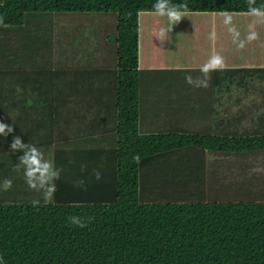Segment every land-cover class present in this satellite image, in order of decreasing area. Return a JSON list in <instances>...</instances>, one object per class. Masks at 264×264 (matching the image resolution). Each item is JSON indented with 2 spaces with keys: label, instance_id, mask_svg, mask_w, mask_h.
Here are the masks:
<instances>
[{
  "label": "trees",
  "instance_id": "trees-1",
  "mask_svg": "<svg viewBox=\"0 0 264 264\" xmlns=\"http://www.w3.org/2000/svg\"><path fill=\"white\" fill-rule=\"evenodd\" d=\"M170 2L186 4L185 14L248 12L247 0ZM154 3L155 0H0V17L8 25L22 24L28 13L114 14L118 61L114 164L110 166L106 160L98 169V161L95 168L92 160L99 152L89 151L84 156L87 150L70 148L72 156H82L87 165L82 170L77 168L78 196L67 183L66 192L55 191L50 204L41 202L34 207L31 201L0 202L3 264H264V199L251 198L260 196L259 187L248 177L258 170L254 159L264 151V65L221 71L219 79L224 80L226 99L237 94L231 106L224 102L227 110L222 115H218L216 106L223 103L222 98H216L213 103L199 102V108L194 104L179 107L177 125H166L165 130L140 129L139 15L154 12ZM256 6L264 7V0H256ZM200 109L217 113L210 119L213 127L209 123L200 124V128L191 125L198 121L194 114ZM255 110L260 112L259 124L241 126L245 113ZM188 148L227 158L220 172H210L209 196L199 200H140V163ZM64 153L63 148L54 150L57 169L61 168L58 157ZM136 154L141 157L139 164L133 160ZM171 158L174 156L165 163L167 175L171 173L170 166L172 171L175 168ZM253 165L256 167L252 169ZM97 171L101 174L99 180ZM179 175L187 184L189 176ZM203 176L198 173L194 182L202 183ZM55 185L57 189V180ZM182 195L180 198H188ZM72 216L92 219L80 228L70 223Z\"/></svg>",
  "mask_w": 264,
  "mask_h": 264
},
{
  "label": "crops",
  "instance_id": "crops-1",
  "mask_svg": "<svg viewBox=\"0 0 264 264\" xmlns=\"http://www.w3.org/2000/svg\"><path fill=\"white\" fill-rule=\"evenodd\" d=\"M215 13L226 12L186 14L181 21H189V28L175 24L169 33L171 37L169 34V38L166 37L168 40L172 39L169 40L170 45L168 40L162 41L157 45L158 54L149 50L158 38L152 36L151 32H156L168 20L152 13L144 17L145 32L142 31L144 34L140 35L138 31V68L141 70L138 87L140 129L155 131L158 123L163 128L166 125H177L178 109L184 105L194 104L199 108L201 101L213 103L216 98H222V102L226 100V94L223 93L224 80L219 79L221 71L210 73L207 88L194 87L185 81V75H191L194 79L203 78L199 69L214 53H219L224 58L226 68L264 65V24L257 23V18L248 12H227L231 13L234 21L233 25L226 26L224 15ZM157 19L161 22H157ZM237 20L244 22L245 26L234 25ZM115 21L116 16L110 13L53 12L39 16L26 15L20 25L0 27V121L14 128L7 137L0 135V173L14 176L19 174V181H12L13 192H21L20 188L23 184L26 185L24 176L21 175L23 169L16 168L23 150L12 152L10 149L14 136H20L25 143L35 144L46 153L45 158L53 162L55 149L66 150L65 155L62 154V160V155L58 157L61 171L56 191L60 194L66 192V184L69 183L78 196L80 175L77 174V168L82 170L87 166L82 156L81 159L76 155L72 156L70 148L83 152L87 150L84 156L89 151L99 152L92 160L95 168L98 161V169L103 168L106 160H109L110 166L111 163L114 164L113 146L116 142L117 119L114 93L117 74L115 69L118 64ZM250 25H254L258 39L246 42L244 48L238 49L239 41L233 42V34L228 29L234 26L239 32V40L246 41ZM158 40L161 41L159 38ZM146 41H150L148 45ZM220 86L223 95L220 94ZM216 106L219 110L220 102ZM254 113H245L241 126H247L243 122L249 120L248 126L256 127L259 116L258 113L253 116ZM215 114L217 115L215 111L206 113L201 109L197 110L194 117L198 121L191 125L200 128L199 124L209 123L211 128L213 125L210 119H214ZM218 115H222V112L218 111ZM165 118L169 122H160ZM195 150L203 153L199 149L188 148L180 153L162 155L164 158L171 155L177 158L184 154L181 157H185ZM204 151L208 154L203 169L204 178L202 183L195 182L198 185L195 190L206 198L211 190L210 172H220V167L227 158ZM148 159L143 160L140 165L143 166ZM173 163L172 167L180 166L176 161ZM167 177L168 180L156 185H153L150 176L144 182L140 179L139 190L143 192L144 201H152V198L170 192H186L188 181L186 184L178 179L174 171ZM215 190L219 192L220 187Z\"/></svg>",
  "mask_w": 264,
  "mask_h": 264
},
{
  "label": "clouds",
  "instance_id": "clouds-1",
  "mask_svg": "<svg viewBox=\"0 0 264 264\" xmlns=\"http://www.w3.org/2000/svg\"><path fill=\"white\" fill-rule=\"evenodd\" d=\"M248 12L257 18V23L264 24V7L256 6V0H247ZM187 8L186 4H172L170 0H155L152 5L154 13L159 17H166L168 20L167 26H160L154 33L161 41L166 40L167 35L171 32L174 24H178L182 17H185L184 9ZM224 23L226 25H232V16L229 13H224ZM0 27L7 28L9 25L5 23L4 19L0 17ZM250 30L245 40H239V32L234 26L229 27V32L233 34V42L237 43L238 49L245 47L246 42H252L258 39V33L254 30V25L249 26ZM226 65L224 58L219 53H214L209 59L200 67L199 71L202 73L203 78H193L191 75L185 76L187 84L194 87L207 88L210 82V73L213 71H223ZM14 131V128L0 121V135L7 137ZM12 152L23 150V155L19 156V163L16 168L23 169V176L25 183L30 190H34L38 193H42L44 204H50L53 201V195L56 191L55 180L60 178V169H57L54 162L45 158L44 153L35 145L25 143L20 136H14L10 145ZM134 162L140 163L141 157L139 154L133 156ZM96 179H101V174L95 172ZM12 180L5 179L0 184V190L9 191L12 188ZM32 205L38 206L41 201L39 199H33ZM91 217L82 219L78 216H72L69 218L72 225L84 228L91 221ZM0 264H3V256L0 255Z\"/></svg>",
  "mask_w": 264,
  "mask_h": 264
},
{
  "label": "rangeland",
  "instance_id": "rangeland-1",
  "mask_svg": "<svg viewBox=\"0 0 264 264\" xmlns=\"http://www.w3.org/2000/svg\"><path fill=\"white\" fill-rule=\"evenodd\" d=\"M148 13L155 14L154 12L144 11V12H141L140 15H139V33H140V35L143 32H145L144 31L145 29L143 27V25L145 24L144 17ZM188 13H190V12H188ZM40 14L43 15V14H49V13H28L27 15H29V16H32V15L39 16ZM52 14H53V12H52ZM143 14H145V15H143ZM192 14H197V13H193L192 12ZM209 14H211V13H209ZM215 14H224V13H215ZM229 14H231V13H229ZM162 19L164 20L165 18H162ZM189 20H192V18L189 19ZM232 21H234V20L232 19ZM189 23H190L189 21H181L179 26L188 29L189 28L188 27ZM164 24L166 26V24H168V22L166 21V23H163V25ZM183 24H184V26H183ZM239 24H241V26H245V23L242 22V21H239V20H237L234 25L238 26ZM245 32H246V30H245ZM178 33H180V31ZM151 34H153L152 36H155L154 32H151ZM263 38H264V36H263ZM150 41H152V39ZM156 41L157 42L155 43V45L150 47L149 50L152 53H155V54L157 53L158 54L159 51H158L157 45L160 44L162 41H159L158 38H156ZM150 56L158 57L159 55L150 54ZM185 76H187V75H185ZM220 92H221V89H220ZM232 92L234 94V91H232ZM238 94L242 95L241 92H239ZM234 95L235 96H232V98L226 99L224 102L230 103L229 105L231 106V104H233V99H235L237 94H234ZM224 102L222 104L220 103L219 113L221 111L222 114L225 113V111L227 110V108L224 105ZM255 113L260 114V112L257 111V110H255ZM255 113L253 114V116L256 115ZM230 114L231 113H229L228 115H230ZM176 118H178V117H176ZM165 119L166 120H160V122H165V123L169 122L168 118H165ZM181 123H183V122L179 121V124H181ZM243 123H246V125L248 126L249 125V120L247 122H243ZM257 123H258V119H257ZM155 129H156L155 131H157L159 129L160 130H165V128H163V126H161L160 123H158L157 128H155ZM200 151H202L203 153L201 154V153H199L198 151L195 150V151H193L192 154L191 153H189V154L187 153V156H185V157H181L179 155V156H177V158L169 159V161H176L177 164L180 165L179 167H177L175 165V168H174V173L177 174V176H178L177 178L178 179H184L185 178L183 176H180L179 175L180 173H182V175H184V174L186 175L188 173L189 169L191 170V173L187 174L189 176V181H188L189 185L185 189L186 193L184 191H181L180 193H176V192L172 193V192H170L168 194H165L164 196H156L158 198H152V200L175 201V200H180V199H198V200L199 199H204V197H201V195L198 192L196 194L195 189L197 188L198 185H196L195 182H194V180H195V178H196L198 173H199V175L203 174V169H204V165H205V159L207 157L206 155H208V154H206V152L204 150H200ZM208 152H210V151H208ZM43 153L46 154L45 152H43ZM211 153L218 154V153H214V152H211ZM48 157H49V155H48ZM156 157H154L153 159L149 158L144 163V165L142 163L143 166L140 165L141 168L139 169L140 170V176L139 177H140V179H142L141 182H144L149 176H150V180L153 182V185H156V184L160 183L163 180L164 181L168 180L167 174L164 171L165 163H166V161L168 159L164 158L165 156H163V157L159 156L157 158ZM160 158H162V160ZM194 161L197 162V163H195ZM254 162H256L255 165L258 166L257 167L258 170L256 171V173H252L250 175H249L250 172H248V175H249L248 177L251 180V182L255 181L254 183H258L259 189L257 190V193L260 196L258 195L259 197H251V198L264 199V182H263V180H264V151L262 153H260L257 156V158L254 159ZM172 164H174V163H172ZM256 166L253 165L252 169L254 167H256ZM147 167H149V168L147 169ZM176 167H177V169H176ZM169 169H170V171L173 170V169H171V166H170V168H168V171H169ZM249 171H250V169H249ZM18 175L14 176V175L8 174V173H3L2 174V172H1L0 173V184H2L1 182H3L5 179H10L12 181L13 180L19 181V178H18L19 176ZM21 175H23V174H21ZM252 178H253V180H252ZM21 183H23L22 180H21ZM20 189H21V192H13L12 188H11V191L9 190V191L3 192V190H0V202L32 201L33 199H39L41 202H43L42 193H38V192H36L34 190H30L28 188L27 184L26 185L23 184V187L20 188ZM164 190H167V189H164ZM190 192L193 195L186 196V195H182L181 194V193L189 194ZM181 195L182 196H186L188 198H180ZM166 197H168V198H166ZM139 199L140 200H144L145 199L144 195H143V192H139Z\"/></svg>",
  "mask_w": 264,
  "mask_h": 264
},
{
  "label": "bare ground",
  "instance_id": "bare-ground-1",
  "mask_svg": "<svg viewBox=\"0 0 264 264\" xmlns=\"http://www.w3.org/2000/svg\"><path fill=\"white\" fill-rule=\"evenodd\" d=\"M159 19H160V18H159ZM159 19H157L156 21L158 22ZM160 20H162V19H160ZM160 20H159V21H160ZM160 22H161V21H160ZM167 22H168V21H167ZM163 23H166V22H163ZM180 23H181V22H179V24H180ZM220 23H221V21H220ZM149 24H151V25H150L151 27L153 26L152 23H149ZM149 24H148V25H149ZM155 24H156V23H155ZM157 24H159V23H157ZM157 24H156V25H157ZM156 25H155V26H156ZM159 25H160V24H159ZM166 25H167V24H166ZM196 25H197V24H196ZM225 25H226V24H225ZM157 26H158V25H157ZM161 26H163V24H162ZM164 26H165V24H164ZM173 26H175V24H174ZM183 26H184V24H183ZM226 26H227V25H226ZM178 28H179V27H178ZM173 29H174V28H173ZM151 30H153V28H152ZM151 30H149V31H151ZM174 30H176V29H174ZM153 31H154V30H153ZM154 33H155V31H154ZM147 34H148V33H147ZM172 34H174V33H172ZM151 35H153V34H151ZM169 36H170V34H169ZM147 37H149V36H147ZM170 37H171V36H170ZM167 38H169V37H167ZM167 38H166V40H168ZM181 39H182V38H181ZM184 39H186V38H184ZM166 40H165V41H166ZM169 40H170V39H169ZM169 40H168V41H169ZM171 40H172V39H171ZM171 40H170V41H171ZM170 41L168 42V45H170ZM147 42H148V41H146V43H147ZM149 42H150V41H149ZM149 42H148L146 45H148ZM172 42H173V41H172ZM152 43H153V41H152ZM166 43H167V42H166ZM171 44H172V43H171ZM146 45H145V47H146ZM166 45H167V44H165V47H166ZM148 47H150V46H148ZM178 50H180V49H178ZM146 52H147V50H146ZM183 53H184V52H183ZM183 53H182V54H183ZM142 54H143V52H141L140 55H142ZM148 55H149V53H148ZM148 55H147V58H148ZM178 56H179V54H178ZM181 56H182V55H181ZM181 56H180V58H181ZM147 58H145V59H147ZM178 58H179V57H178ZM141 59H142V58H141ZM141 61H142V60H141Z\"/></svg>",
  "mask_w": 264,
  "mask_h": 264
}]
</instances>
